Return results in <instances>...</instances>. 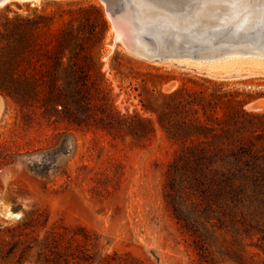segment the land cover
Masks as SVG:
<instances>
[{"label": "rangeland", "instance_id": "obj_1", "mask_svg": "<svg viewBox=\"0 0 264 264\" xmlns=\"http://www.w3.org/2000/svg\"><path fill=\"white\" fill-rule=\"evenodd\" d=\"M0 13L39 22L24 27L19 71L36 95L0 94V264H51L39 255L45 236L77 227L97 239L92 264H264V55H226L218 64L262 68L222 80L201 74L205 64L131 55L100 0L19 1ZM238 102L245 114L228 123ZM142 105L171 133L210 135L173 141ZM134 114L153 130L113 122ZM30 211L44 226L21 224Z\"/></svg>", "mask_w": 264, "mask_h": 264}, {"label": "trees", "instance_id": "obj_2", "mask_svg": "<svg viewBox=\"0 0 264 264\" xmlns=\"http://www.w3.org/2000/svg\"><path fill=\"white\" fill-rule=\"evenodd\" d=\"M11 4V3H9ZM20 20L16 17L7 18L6 15L0 13V42H4V46L0 45V94H5L13 98H27L29 96L36 95V85L33 81H29L28 78H23L19 71L22 62L28 56L30 48V37L28 36L27 29L24 28L28 24H33V26L39 25V22H34V20L28 19L25 26H22L19 22ZM104 24V22H103ZM18 33L17 39L13 38L12 35ZM12 37V42L9 38ZM60 58L55 61H58ZM180 91L177 90L168 96H162V99H175L179 95ZM211 96V95H210ZM199 105L195 101H187V104ZM239 103V109L235 110L229 116L228 123L236 124L239 121L240 114H245L242 110V102ZM201 108V107H200ZM144 112H150L156 114V122L165 132L168 138L173 141H180L181 138L186 136H202L206 137L210 135V129L205 126H194L191 128L181 127L175 124V132H170L162 125L159 120L157 109L155 107H148L142 105ZM203 110V109H202ZM197 112V110H194ZM203 114L205 111L203 110ZM207 118L205 120H209ZM225 121V120H223ZM113 122L116 125L131 128L133 125H140L145 128V130H153L152 122L149 119H141L136 114L133 116H113ZM223 136L226 140L232 141L234 133L232 131H224ZM215 138V137H214ZM41 213L38 211H30L28 213H23L20 218L21 224L26 227L32 226H44L45 220H39ZM89 232L82 227H77L73 233L69 236H64L60 233H55L52 236H45L42 244L44 251L39 253L43 254V260L46 263L51 264H92L95 262L93 255L96 253L98 248L97 239L92 241L89 239ZM92 252V255L89 254ZM116 254H113L115 256ZM109 255L105 256L103 259H108ZM99 264H103L98 261Z\"/></svg>", "mask_w": 264, "mask_h": 264}, {"label": "water", "instance_id": "obj_3", "mask_svg": "<svg viewBox=\"0 0 264 264\" xmlns=\"http://www.w3.org/2000/svg\"><path fill=\"white\" fill-rule=\"evenodd\" d=\"M20 0H0L1 7L7 3ZM23 2L34 5L36 0H21ZM47 1V0H39ZM150 5L151 13L166 14L171 16L176 22L182 17L188 16L190 10L193 9L199 0H145ZM104 5V11L109 18L111 28L119 35L120 42L124 49L136 57L161 63L168 61L181 69H197L201 74L212 78L222 80H233L248 77L253 73L254 69L262 68L255 65H233L232 67H222L218 64L222 60L224 52L222 50H210L207 45L192 44L189 46L181 45V43H173L171 40L160 49V40L152 30L145 28L140 31L136 23L133 21L134 7L131 0H100ZM0 7V9H1ZM184 21V20H183ZM263 29V28H262ZM260 28L254 32L256 35L252 40H245L243 45L261 46L264 44V30ZM231 28L219 31L213 28H206L203 33L205 35H218L230 33ZM263 32H262V31ZM253 33L252 31H249ZM114 33V36H115ZM222 34V35H220ZM258 35V40L256 39ZM260 36V37H259ZM263 36V37H262ZM256 39V40H255ZM255 42H257L255 44Z\"/></svg>", "mask_w": 264, "mask_h": 264}, {"label": "bare ground", "instance_id": "obj_4", "mask_svg": "<svg viewBox=\"0 0 264 264\" xmlns=\"http://www.w3.org/2000/svg\"><path fill=\"white\" fill-rule=\"evenodd\" d=\"M131 1L134 7L133 21L140 31L150 28L159 37L160 49L172 40L173 43L178 42L184 46L207 45L210 50H222L224 52V55L220 57L222 59L226 55L232 56L240 53L264 55V44L261 46L243 45L245 40L254 38L256 29L263 28L264 30V0H199L197 5L190 10L189 18L188 16L182 17L179 22L166 14L151 13L150 5L145 0ZM37 2L40 1L36 0L34 3ZM9 3L12 2L9 1L7 4ZM206 28L219 31L231 28V30L228 34H220L222 36H208L203 33ZM115 37L120 41L117 33ZM256 39H259L258 35Z\"/></svg>", "mask_w": 264, "mask_h": 264}]
</instances>
